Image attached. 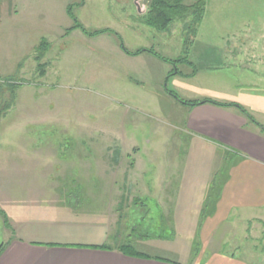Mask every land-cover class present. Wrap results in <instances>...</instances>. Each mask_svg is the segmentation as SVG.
<instances>
[{
	"label": "rangeland",
	"instance_id": "rangeland-1",
	"mask_svg": "<svg viewBox=\"0 0 264 264\" xmlns=\"http://www.w3.org/2000/svg\"><path fill=\"white\" fill-rule=\"evenodd\" d=\"M197 1L185 0V4ZM80 3H0L1 109L12 103L7 82L23 84L12 108L0 118V171L27 166L32 172H42L47 164L48 176L60 171L59 165L66 166L67 178L53 176L52 181L68 191L63 198L68 199L72 214L91 221L85 214L99 213L110 227L108 245L129 246L123 253L132 259L146 260L134 258V252L170 259L160 248L168 245L176 248L171 250L174 254L183 256L235 254L255 262L251 254L261 249L257 240L264 235V225L237 217L216 219L212 183L208 191L196 184L198 177L218 166L216 149L191 136L185 125L189 107L170 97L165 84L184 100L207 96L230 101L235 97L264 126V104L258 101L264 95L263 73L235 68L236 62L246 63L254 48L264 43V0H208L197 38L188 50L189 59L199 69L220 67L213 75L205 72L206 77L257 87L230 94L223 92L218 81L194 82L182 77L166 81L174 68L159 61L164 75L161 83L159 72L153 78L141 71L140 61L126 55L115 36L88 38L75 31L65 37L73 25L67 7L75 4V14L86 28L114 30L130 51L154 48L168 59H178L185 52L184 24L172 25L167 33L141 24L148 0ZM44 39L50 50L38 62L36 51ZM225 50L228 59L222 57ZM129 62L138 68L132 76ZM40 65H45V75ZM179 70L192 72L187 66ZM122 182L129 189L112 190ZM204 191L206 196H202ZM80 230L85 232L79 236L88 238L83 241L105 236L100 231L91 235Z\"/></svg>",
	"mask_w": 264,
	"mask_h": 264
},
{
	"label": "crops",
	"instance_id": "crops-1",
	"mask_svg": "<svg viewBox=\"0 0 264 264\" xmlns=\"http://www.w3.org/2000/svg\"><path fill=\"white\" fill-rule=\"evenodd\" d=\"M255 48L251 55L248 54L250 57H246V63L236 62L235 68L243 69V71L246 69L255 74L263 73L262 76H264L262 66L264 43L261 44L260 49ZM221 54L223 58L228 59L226 50ZM237 55L236 53L235 58L238 57ZM132 59L139 60L141 71L152 74L153 78L154 74L157 76L159 72L160 81L163 82L164 75H162V64H159L160 60L149 54ZM129 63L131 69L128 71L132 72V76L138 68ZM225 67L234 66L226 65ZM217 68L220 67H207L206 70L201 68L194 78L188 80L195 82L203 79L207 83L218 81L217 78L206 77L204 74L209 72L213 75ZM219 83L224 87L225 94H230L233 90L248 91L254 87L243 82L241 85ZM263 96L260 94L258 97V101L262 104H264ZM205 98L210 97L205 96L196 100ZM232 98L230 101H221L222 98L211 99L235 102L247 107L245 102ZM246 98L248 100L249 96ZM185 125L193 138L216 149L218 166L213 172H206L203 177H198L196 182V184H202L206 191L212 183L214 187L212 209L215 208L216 219L237 217L242 221L264 225V134L236 109H223L212 105L189 107ZM217 146L221 150H218ZM219 152L221 154H218ZM58 168L60 171H54V173L51 171L50 176H47V164L45 171L42 172H32L27 166H16L7 171H0V248L5 246L0 254V264H264V235L257 240L258 244H261L260 251H253L251 254L255 262L235 254L183 256L179 252L174 254L172 251L176 248L168 245L160 248L166 250L164 254L170 256V259L148 255H146L147 258H141L146 260L132 259L121 252L119 247L108 245L112 237L110 227L104 219H100L99 213L85 214L93 218L91 221L76 219L78 213L72 214L68 199L63 198L68 191L65 193L62 187L56 186L52 181L55 180L53 176H56V179L67 178L66 166L59 165ZM96 177L100 178L99 175ZM47 181L50 182L49 188ZM115 183L120 182L115 180ZM127 186L130 187L125 183L114 184L112 190L120 187L126 190L129 189ZM108 194L116 196L118 192L108 191ZM202 196H206L205 191ZM113 200L115 201L116 198L114 197ZM92 206L93 204L87 205V207ZM3 214L9 221V228L5 225ZM82 228L90 234L92 232L91 235L96 232L98 234L100 231L105 236L102 235L100 239H95L96 241H83L88 238L79 236L85 232L80 230ZM93 228L96 229L95 232ZM105 245L110 246L111 249L95 248Z\"/></svg>",
	"mask_w": 264,
	"mask_h": 264
},
{
	"label": "trees",
	"instance_id": "trees-1",
	"mask_svg": "<svg viewBox=\"0 0 264 264\" xmlns=\"http://www.w3.org/2000/svg\"><path fill=\"white\" fill-rule=\"evenodd\" d=\"M2 0H0V3ZM84 0H81V3L78 5H84ZM208 4V0H198L196 3L191 5H186L185 0H148V11L145 15L139 18L141 24L152 28L160 33H167L170 31L171 26L176 23L184 24V54L178 59L172 60L168 59L162 55H160L154 48H140L135 51H130L129 49L124 47L122 37L112 29H98L91 30L84 26V24L77 18L75 14V4H71L67 7V14L73 20V25L66 29L65 37L70 36L75 31H81L83 35L88 38H97L102 35H112L115 36L121 42L122 51L130 56V57H138L143 54H149L154 58L160 60L163 63H167L173 66V71L168 74L166 81L172 77H182L185 79L194 78L199 73V68L189 59V48L194 44L199 27L204 20L206 14V7ZM50 50V44L46 39H44L39 47L37 48L38 56L36 57V61H42L47 53ZM180 66H187L192 69V72L189 74H185L179 70ZM43 69L41 72L45 75V65L41 66ZM8 88L10 90L11 95V104L6 105L2 109L0 108V118L2 115H5L14 104L15 101V93L16 91L23 85L20 83L15 84L14 81H8ZM165 92L180 104L186 105L187 107L194 108L203 105H212L215 107L223 108V109H236L241 115H243L251 124L257 126L261 133L264 134V126L259 123L242 105L235 102H221L217 100H213L211 98H205L202 100H184L179 97V95L173 90H169L167 84H165ZM210 201V200H209ZM210 204V202H209ZM5 225L9 228V221L7 217L3 214ZM4 245L0 248V254L4 250ZM129 246L119 247L121 252L127 251ZM97 249L109 250L111 249L108 245L105 246H97ZM128 254V253H127ZM134 256L147 258L146 255L140 254L138 252H134Z\"/></svg>",
	"mask_w": 264,
	"mask_h": 264
}]
</instances>
